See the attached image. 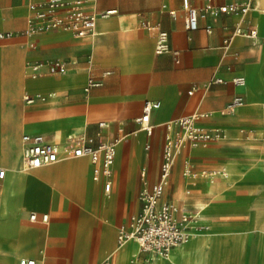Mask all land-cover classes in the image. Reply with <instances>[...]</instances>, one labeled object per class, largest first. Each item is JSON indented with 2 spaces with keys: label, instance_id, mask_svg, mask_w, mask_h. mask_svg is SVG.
I'll return each instance as SVG.
<instances>
[{
  "label": "crops",
  "instance_id": "crops-1",
  "mask_svg": "<svg viewBox=\"0 0 264 264\" xmlns=\"http://www.w3.org/2000/svg\"><path fill=\"white\" fill-rule=\"evenodd\" d=\"M38 1L42 0H0V31L23 29L34 14L30 5ZM189 1L197 7L206 3V0ZM234 1H251L252 6L245 13L200 15L197 28L187 29V9L183 0H90V8L97 12L116 9L115 13L98 17L97 33L90 41L63 29L50 30L36 37L35 46L30 44V37L24 35L0 38V66L2 63L3 70L28 65L27 61L34 60H44L46 66L56 58L68 62L66 72L50 71L43 76L47 80L29 85L30 92L26 94L43 96L45 92L50 95L28 103L24 94L21 108L34 104L29 109L26 123L20 117L12 124L8 136L0 130V165L7 169L5 178L22 177L27 173L21 170L24 168V133H42L51 141L62 144L66 140L55 139L57 130L96 135L100 121L108 122V126L102 129L106 139L121 134V129L127 133L117 146L111 191L105 190L104 178L97 182L93 178L101 192L114 195L115 205L110 210L114 224L118 207L126 208V203L138 191L136 201L128 217L116 224V244L112 238L102 240L97 236L85 243L87 264H99L107 258L111 259V264H264V158L256 161L260 150H253L243 143L253 140L250 134H257L255 128H245L246 124L261 128L264 122V95L257 89L260 83L264 85V8L261 7L262 0H212L215 5ZM143 20L160 23L169 32L170 43L179 54L157 53L156 33L142 28ZM207 25L212 26L211 31L206 29ZM236 26L244 30L257 28L259 34L256 38L236 34ZM227 37L231 39L228 49L223 47ZM106 70L111 73L104 76ZM68 74L71 76H65ZM237 74L246 76L245 86L232 82V77ZM89 77L102 78L104 84L86 92ZM215 77H222L224 81L211 83ZM18 88L20 97L26 89L25 83L20 81ZM252 89L258 90V94L252 96ZM238 93L244 95V104H248L240 106L235 113L226 111L227 104ZM147 99L161 102L160 107L151 113L152 135H148L135 120L142 114ZM3 113L0 108V120ZM195 113H205L198 119L200 124L223 127L227 136L207 144H185L176 157L162 199L176 203L181 211L191 212H198L203 203L207 205L205 218L198 219V212L193 223L199 227L168 256L141 251L135 240L120 245L119 227L140 210L142 187L159 180L166 123ZM24 127L29 128L25 130ZM133 136H137L135 155L131 154L134 142L129 140ZM85 157L90 160L93 174V163L90 157L81 156ZM186 160L191 161L197 171L232 167L235 175L224 183H217L218 187L223 184V188L212 192L207 188L210 179L183 173ZM144 167L145 176L142 175ZM14 196L16 205L11 211L20 212L22 218L28 220L26 212L32 210L31 207L21 201L19 191ZM64 203L61 212L51 217L61 228L51 237L49 257L58 260L59 264H75L76 252L85 244L72 240L70 235L81 219V211L74 201L68 203L64 200ZM73 205L77 209L76 219H54L56 214H65ZM32 211L38 215L49 214L48 221L44 222L42 217L40 220L50 222L49 212ZM20 231L15 221L0 225V264H20L22 257H34L40 264H45V254L41 250L47 239L44 228L35 233ZM39 234L44 237L42 242ZM16 241L35 243L36 255L23 254L31 252L29 244L20 251L15 247Z\"/></svg>",
  "mask_w": 264,
  "mask_h": 264
},
{
  "label": "built area",
  "instance_id": "built-area-1",
  "mask_svg": "<svg viewBox=\"0 0 264 264\" xmlns=\"http://www.w3.org/2000/svg\"><path fill=\"white\" fill-rule=\"evenodd\" d=\"M90 0H42L32 3L31 9L34 14L28 19L27 25L19 31H0V38H11L16 34L30 37L31 45L35 46V38L44 33L63 29L73 35L90 41L96 35V24L99 16H108L116 12V9H107L97 12L89 6ZM183 5L187 9L186 27L194 29L198 26L200 15L220 12L245 13L251 6V1H234L221 5H215L212 0H206L205 5L197 7L192 5L189 0H183ZM175 14V11H172ZM142 28L156 33L155 51L157 53L171 52L179 54L177 48L170 43L169 32L160 23L150 20L141 22ZM206 29L211 31L212 26L207 25ZM234 33H243L247 36L257 37L258 29L252 28L244 30L241 26H236ZM230 37L225 38L223 47L228 49ZM1 62V57H0ZM44 60H34L28 62V68L32 77H43L48 72H66L68 62L56 58L51 60L45 67ZM111 73L110 70L104 71V76ZM232 82L237 86H245L247 79L245 75L237 74L232 77ZM222 77H215L213 82H222ZM104 84L102 78L89 77L85 86L86 92L92 87ZM26 102L32 103L38 98H44L41 94H26ZM245 103L243 94H236L227 104L226 111L235 113L236 110ZM160 100L147 99L143 106L141 115L135 118L148 135H152L154 124L151 122V113L160 107ZM205 113H195L185 115L166 123L165 144L163 149V159L160 169L159 180L146 187L139 193L141 208L133 213L126 224H122L118 231V243L124 244L129 240L138 242L141 251L159 256H168L173 248L179 243L186 241L195 231L198 225H194L193 220L198 217L197 212L181 211L180 207L169 200H163L166 186L169 184L172 168L178 153L182 147L191 143L193 145L207 144L211 141H219L227 136L223 127H207L198 122V119ZM108 126L107 121H100V130L96 135H89L86 132L71 133L65 143L51 141L42 133H24L23 142V166L24 168L40 167L42 165L57 162L72 156H89L93 163V176L96 180L105 179L104 188L110 192L113 186L111 179L112 166L117 153V146L127 133L121 129V134L112 139L104 138L102 129ZM150 148V144H147ZM222 169H210L197 171L191 161L184 162L183 173L194 178L211 179L214 173L224 172ZM146 168L142 169L145 176ZM7 169L0 165V179L6 177ZM43 221L49 219V215H41ZM31 219H38L35 212L31 213ZM20 264H40L34 257H22ZM99 264H111V259L107 258Z\"/></svg>",
  "mask_w": 264,
  "mask_h": 264
},
{
  "label": "rangeland",
  "instance_id": "rangeland-1",
  "mask_svg": "<svg viewBox=\"0 0 264 264\" xmlns=\"http://www.w3.org/2000/svg\"><path fill=\"white\" fill-rule=\"evenodd\" d=\"M28 62L29 61H27V63ZM25 66L28 69L27 64H24L23 66L17 67V68H13V67L7 68L6 70L2 69V63L0 66V89L4 92V95H5V102L0 103V108L2 109V111H4L3 116L1 117V120H0V130L1 132L6 133L7 136L12 131V127H13L12 124L17 122V120L20 119V117L24 118L25 123L27 121V117L24 114V110L28 106L25 107L24 109H22L21 106H23V103H24V99H23L24 94L30 91H29V88L25 89L24 92H22L19 97L20 92L18 90L19 82L20 81L23 82L24 80L23 75H25L24 74ZM68 75H65V76H68ZM27 78H31V76H27ZM259 87H262L264 89V85L262 83H260ZM262 94L264 95V92H262ZM44 95L49 96V93L44 92ZM254 95L255 94L252 93V96ZM251 101L252 99H250L249 104L251 103ZM247 104H244L243 106H246ZM260 126L261 128H257V126L254 124H248V125L246 124L245 128H249V129L255 128L257 130V134L255 135L250 134L253 140L251 139V140L243 141L244 145H247V147H253V150H260L259 157L255 159L256 161L261 160V158L263 160L264 158L263 156L264 154V151H263L264 122H262ZM69 132L70 131L65 132L64 135L66 136L67 133ZM254 137H257V139H254ZM136 138L137 136H133L132 139L131 138L129 139L130 143L134 142L131 148L132 155H135V152H136V143H135ZM156 144H158V140ZM124 145L125 143L121 145L120 150L122 146ZM80 158L81 157H76L75 159H80ZM66 162L67 161L54 164L48 167L24 168L22 169V171H27V173L26 175H22V177L21 176H17V177L7 176V178L5 179H0L1 185L7 182H12V180H14L15 182L17 179L16 192L19 191V193L21 194V197H20L21 201L24 203H27L29 207H31L32 210L50 213L49 223H44L40 220L41 214L38 215L39 217L38 221H35V220L32 221L31 219V213L33 212L32 210H29L26 212V217L30 222L26 219H23L22 216L20 215V212L10 215V213L6 211L4 214H0V225L1 224L4 225V223L7 224L10 221H15L19 229L21 230L20 232H25V228H31L33 226L44 228L47 239H46L45 245L41 247V250L45 254V264H48V262L51 264L60 263L58 260L49 257V244H51L52 242L51 235L54 233V231L58 232L61 228L60 226L55 224L53 218L51 217L54 215V213H59L62 210L61 206L63 207L66 205L63 202L64 200H66V202L68 203L73 202V201L76 202L81 211V219L77 222V224L74 225L71 235H70V238L72 240L77 241L76 239L79 238L80 240H78L77 242L79 244H83V243L85 244L89 242L93 236H97L102 240H105L106 239L105 236H108L107 239L109 240L110 238H112L113 243L116 244V231H117L116 224L117 225L120 224L128 217V215L130 214V211L133 210V205H134V202L136 201V195L138 194V191H137L135 196L129 200V203H126V208H124L123 206L118 207V209L116 210V221H115L116 224H114V218L110 212V210L115 205L114 195L106 194L99 190L98 184L94 182L92 171L90 172L89 177L95 183V185H91V187L87 189L88 196H86V194L84 193V190H82L80 187H78L77 185H72L70 183V182L72 183L74 182V180H72L73 178L70 180V182L68 181V183H66L65 178L62 176H44L41 173L42 170H48L49 168L54 167V166H61V165L64 166V163ZM146 186H143V187H146ZM37 191L47 192L48 195L50 196L49 201L47 202V207L43 208L42 206L35 204L31 200L32 193L37 192ZM12 204L14 206L16 205L15 196L12 198ZM69 209L71 210L67 209L65 211L66 212L65 214L64 212H62L60 215L56 214L54 216V219H63L65 217L67 219H71L72 221L76 219V215H75V212L77 211L76 206L73 205ZM68 212H71V213H68ZM21 227H24V228H21ZM56 227H58L57 230H56ZM38 238H39V241H41L42 238L44 237L42 234H39ZM25 242L26 241L24 242L16 241L15 247L19 249L20 251H22L23 247H25L26 244H29L30 245L29 247H31L30 248L31 252H23V254L36 255L35 254L37 250V247H35L36 244L35 243L33 244L30 241L26 243ZM81 247L76 252L75 264H87L86 244L82 248Z\"/></svg>",
  "mask_w": 264,
  "mask_h": 264
},
{
  "label": "bare ground",
  "instance_id": "bare-ground-1",
  "mask_svg": "<svg viewBox=\"0 0 264 264\" xmlns=\"http://www.w3.org/2000/svg\"><path fill=\"white\" fill-rule=\"evenodd\" d=\"M259 69V67H257ZM257 71V70H256ZM25 75H23L24 80L23 82L25 83V88L28 89L29 85L31 84H39L44 82L46 79L42 78H27V76H30L27 67L25 66ZM71 75H68L67 77H69ZM254 84V82H253ZM254 86V85H253ZM256 88V87H255ZM261 93L264 92L262 87H258L257 88ZM258 90H254L252 89V93L253 94H258ZM50 95V94H49ZM43 97L47 98L48 96H45L43 94ZM1 102H5V95L4 92L0 89V103ZM244 105V104H243ZM33 106V105H32ZM32 106H28L27 108H25L24 110V114L25 116L28 118L29 116V109ZM44 109V108H43ZM57 109V108H56ZM58 111V110H57ZM65 111V110H64ZM44 112V111H43ZM51 112V111H50ZM37 114V112L35 113ZM85 116V115H84ZM76 117V116H75ZM79 118V117H78ZM85 118V117H84ZM60 119V118H59ZM64 119H62L61 121H63ZM82 120V119H81ZM66 121V120H64ZM32 124L34 122H31ZM30 127V126H29ZM28 127V128H29ZM32 127V126H31ZM27 127H24L25 130H28ZM36 131V130H35ZM41 131V130H40ZM75 131V130H74ZM65 131L63 130H57L55 133V139L58 140H67V137L71 134V132L67 133V135L65 136ZM66 142V141H64ZM63 143V142H62ZM86 156V155H84ZM73 157H81V156H72V157H67L65 159L62 160H66L69 158H73ZM89 157V156H87ZM15 158V157H14ZM17 159V158H16ZM59 160V161H62ZM57 161V162H59ZM56 163V162H54ZM15 164V163H12ZM53 163L50 164H46V165H51ZM46 165H42V166H46ZM41 167V166H40ZM24 169V168H22ZM21 169V170H22ZM27 172V171H25ZM91 172V167H90V160L88 158H81V159H72L67 161L64 166H54L49 168L48 170H42L41 173L44 176H62L65 178V182L68 183V181L70 182V180H74V182H70L72 185H77L78 187H80L82 190H84V193L86 194V196H88L87 194V189L89 187H91V185H95V183L91 180V178L89 177ZM30 173V172H29ZM235 175V171L232 167H229L228 169L225 168L224 172H217L214 173L213 177L210 179V184L207 186V188L214 192L215 190H220L224 185L220 184L221 186H217V183H224L226 180L233 178ZM28 177V176H27ZM31 179V178H30ZM221 181V182H220ZM17 179L14 182V180H12V182H7L4 183L3 185L0 186V214H4L6 211H8L10 213V215L15 214L16 212H12L11 209L14 208L15 206L12 204V198L15 195L16 189H17ZM41 182V181H40ZM97 182V180H96ZM28 185V184H27ZM52 186V185H51ZM54 187V186H53ZM50 188V187H49ZM27 190V189H26ZM50 196L48 195L47 192H34L31 195V200L39 205L42 206L43 208L47 207V202L49 201ZM191 199V198H190ZM198 199V198H197ZM196 200V199H195ZM194 200V201H195ZM64 202V201H63ZM214 202V201H213ZM185 203V202H184ZM212 203V202H211ZM52 205V204H51ZM63 205V204H62ZM40 208V207H39ZM62 208V206H61ZM207 208V205L205 204H201L198 207V212H199V217L198 219L203 220L205 218V210ZM60 209V208H59ZM183 210V209H182ZM219 210V209H218ZM220 211V210H219ZM61 212V211H60ZM197 212V213H198ZM37 214V212H35ZM41 213V212H40ZM38 215V214H37ZM49 215V214H48ZM33 221V220H32ZM48 221V220H47ZM45 222V221H44ZM50 227V226H49ZM24 228V227H21ZM39 227H31V228H25V231H31L32 233H35L37 230H39ZM58 229V227H56V230ZM24 230V229H23ZM57 231H54V233L51 235V237L56 233ZM49 234V233H48ZM76 236V235H75ZM108 236H105V238L107 239ZM50 240V239H49ZM53 241V239H51ZM77 241L80 240L79 238L76 239ZM31 242V241H30ZM49 243V242H48ZM34 244V243H33ZM30 246V245H29ZM201 247V244L199 245ZM36 247V246H35ZM31 248V247H30ZM36 249V248H35ZM119 250V249H118ZM130 250V249H129ZM137 251V250H136ZM135 252V251H134ZM139 253V252H138ZM131 254H132V250H131ZM132 256V255H131ZM173 256V255H172ZM138 258V257H137ZM161 259V258H160ZM12 260V259H11ZM49 263V262H48ZM55 264V263H54Z\"/></svg>",
  "mask_w": 264,
  "mask_h": 264
},
{
  "label": "water",
  "instance_id": "water-1",
  "mask_svg": "<svg viewBox=\"0 0 264 264\" xmlns=\"http://www.w3.org/2000/svg\"><path fill=\"white\" fill-rule=\"evenodd\" d=\"M261 7L264 8V0L261 1Z\"/></svg>",
  "mask_w": 264,
  "mask_h": 264
}]
</instances>
